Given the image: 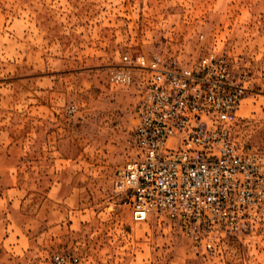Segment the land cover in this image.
I'll use <instances>...</instances> for the list:
<instances>
[{
	"label": "rangeland",
	"instance_id": "obj_1",
	"mask_svg": "<svg viewBox=\"0 0 264 264\" xmlns=\"http://www.w3.org/2000/svg\"><path fill=\"white\" fill-rule=\"evenodd\" d=\"M212 51L244 65L235 137L264 154V0H0V264H264V236L192 254L113 193L135 122L121 54Z\"/></svg>",
	"mask_w": 264,
	"mask_h": 264
},
{
	"label": "built area",
	"instance_id": "obj_2",
	"mask_svg": "<svg viewBox=\"0 0 264 264\" xmlns=\"http://www.w3.org/2000/svg\"><path fill=\"white\" fill-rule=\"evenodd\" d=\"M120 65L109 80L135 84V122L113 193L130 220L170 223L192 254L264 236V154L235 137L250 84L239 59L212 51L188 64L123 53ZM51 264L76 260L54 254Z\"/></svg>",
	"mask_w": 264,
	"mask_h": 264
}]
</instances>
